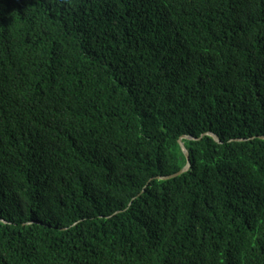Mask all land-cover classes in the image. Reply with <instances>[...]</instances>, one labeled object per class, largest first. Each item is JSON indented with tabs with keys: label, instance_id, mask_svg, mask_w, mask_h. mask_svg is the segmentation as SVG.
<instances>
[{
	"label": "trees",
	"instance_id": "trees-1",
	"mask_svg": "<svg viewBox=\"0 0 264 264\" xmlns=\"http://www.w3.org/2000/svg\"><path fill=\"white\" fill-rule=\"evenodd\" d=\"M0 264H264V0H0Z\"/></svg>",
	"mask_w": 264,
	"mask_h": 264
},
{
	"label": "water",
	"instance_id": "water-1",
	"mask_svg": "<svg viewBox=\"0 0 264 264\" xmlns=\"http://www.w3.org/2000/svg\"><path fill=\"white\" fill-rule=\"evenodd\" d=\"M211 137H213L216 141L219 142V139L216 135H210ZM183 140H192L190 137H185L183 138L181 141H180V144L183 148V151L185 153V156L187 157L188 159V166L179 174L175 175V176H172V177H165V178H160V180H172V179H177L178 177H181L185 174H187L188 172H190L191 168H192V165H191V155H190V152L189 150L186 148L185 144H184V141Z\"/></svg>",
	"mask_w": 264,
	"mask_h": 264
}]
</instances>
